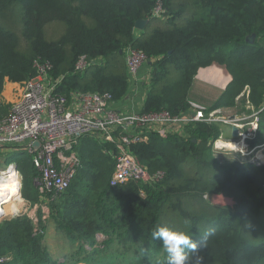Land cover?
Masks as SVG:
<instances>
[{"label": "trees", "instance_id": "1", "mask_svg": "<svg viewBox=\"0 0 264 264\" xmlns=\"http://www.w3.org/2000/svg\"><path fill=\"white\" fill-rule=\"evenodd\" d=\"M139 19L148 20L143 30L135 27ZM128 48L147 57L141 113L185 111L198 68L212 63L225 66L232 79L209 108L233 105L246 85L255 108L264 99V0H0V119L9 108L2 102L5 80L35 76L34 60L51 64L49 77L61 79L58 93L107 94L123 111L117 104L134 79ZM81 56L87 65L76 69ZM260 118L257 141L264 110ZM220 129L192 122L184 136L149 131L129 150L161 177L117 185H110L115 144L81 137L76 174L53 198L34 184L38 170L27 153L16 161L20 191L33 204L42 197L48 216L38 207L36 223L26 214L0 221V264H167L162 239L152 236L160 224L195 243V250L185 249L187 264H264V161L213 152ZM219 193L234 204L204 198ZM50 226L62 240L61 258L45 241Z\"/></svg>", "mask_w": 264, "mask_h": 264}, {"label": "built area", "instance_id": "2", "mask_svg": "<svg viewBox=\"0 0 264 264\" xmlns=\"http://www.w3.org/2000/svg\"><path fill=\"white\" fill-rule=\"evenodd\" d=\"M160 11L158 5L153 16H158ZM146 61L142 51L127 49L126 64L131 76H135ZM33 64L36 75L18 83L19 93L0 119V154L23 150L31 155L38 170L34 184L40 192H52V198L65 190L74 178L80 163L74 147L81 137L88 135L101 137L116 146L110 185L160 178L162 173L151 175L132 155L129 146L144 141L149 131H156L161 136L169 133L184 136L186 126L192 122L221 126L218 136L211 141L213 152L233 150L249 161H264V130L262 140L257 141L264 99L258 108H253L247 86L236 97L246 98V111L241 113H231L227 106L208 108L192 101H188L185 111L176 114L167 110L146 113L119 111L107 94L77 91L66 97L58 93L56 90L61 79L49 77L51 64L41 60H34ZM86 65L85 57L81 56L75 68L82 69ZM233 127L237 128L235 136L231 135ZM36 141L39 146L34 148ZM228 141L232 146H225ZM6 166L0 168V180L5 178L3 169ZM12 167L15 172L14 191L20 194L21 178L18 177L16 163L13 162Z\"/></svg>", "mask_w": 264, "mask_h": 264}, {"label": "rangeland", "instance_id": "3", "mask_svg": "<svg viewBox=\"0 0 264 264\" xmlns=\"http://www.w3.org/2000/svg\"><path fill=\"white\" fill-rule=\"evenodd\" d=\"M147 30H149V28ZM50 35L53 36V33L51 31H50ZM231 79L232 77L230 73L227 71L226 67L223 65L212 63L205 67H199L194 76L193 84L189 92V101L196 102L198 104L204 105L209 108L212 102L221 94L220 92L224 90V88L228 85ZM13 85L15 89L13 88L12 92L15 93L17 96L19 91L16 88V84L13 83ZM242 91L239 94H241ZM245 102H246V98L238 97L237 99H235L233 105L227 106V109L230 110L231 113H234V112L241 113L242 111H246L245 106H244ZM252 107L254 108V106ZM229 151H233V150H229ZM27 155H28L27 152L23 150L9 153L6 155L0 154V168H2L3 166H6L9 160H12L11 162L16 163L17 160L27 158ZM245 160H247V158H245ZM16 170L18 171V177L21 178L20 172L17 169V167H16ZM17 193H18L19 199L16 201L13 200L14 201L13 211L10 212L9 214H5L4 215L5 218L14 217L19 214H26L28 217L32 218L33 221L36 223L38 220V216L36 213L38 207H39L38 210L42 214L41 216L42 218H46L48 216V208H47V205L42 203V201L44 200L42 197H40V200H39L40 203L33 204L22 196L21 191H20V194L19 192ZM204 198L208 200L209 202L219 205V206L234 204V200L232 198L224 196L221 193L205 194ZM3 219L4 217L1 218L0 221H2ZM45 235H46L45 241L49 245V250L53 254V257L61 258V252L63 251L62 240L57 237V235L55 234L51 226L47 229ZM99 238L101 239L102 237L99 236ZM64 250H67L66 247Z\"/></svg>", "mask_w": 264, "mask_h": 264}, {"label": "crops", "instance_id": "4", "mask_svg": "<svg viewBox=\"0 0 264 264\" xmlns=\"http://www.w3.org/2000/svg\"><path fill=\"white\" fill-rule=\"evenodd\" d=\"M146 26V25H145ZM147 71L148 67L144 65L134 76V79L130 83V91L124 97L123 100L119 101L117 106L124 111H139L144 102V97L147 91ZM16 84V88L18 89V83L9 82L5 80L2 90V102L9 103L16 98V94L12 92ZM221 93V92H220Z\"/></svg>", "mask_w": 264, "mask_h": 264}, {"label": "clouds", "instance_id": "5", "mask_svg": "<svg viewBox=\"0 0 264 264\" xmlns=\"http://www.w3.org/2000/svg\"><path fill=\"white\" fill-rule=\"evenodd\" d=\"M153 237H159L168 253L167 264H187L188 256L185 249L195 250L196 245L190 237L181 231L170 229L166 225H157L152 231Z\"/></svg>", "mask_w": 264, "mask_h": 264}, {"label": "bare ground", "instance_id": "6", "mask_svg": "<svg viewBox=\"0 0 264 264\" xmlns=\"http://www.w3.org/2000/svg\"><path fill=\"white\" fill-rule=\"evenodd\" d=\"M229 142L231 141H228L225 146H232L231 143L228 145ZM258 156L262 158L261 155ZM8 165L9 164L5 167V170L3 169L4 172H6L5 178L0 182V216L12 212L14 201L19 199L18 193L14 191L15 172H13V162H11L9 166Z\"/></svg>", "mask_w": 264, "mask_h": 264}, {"label": "water", "instance_id": "7", "mask_svg": "<svg viewBox=\"0 0 264 264\" xmlns=\"http://www.w3.org/2000/svg\"><path fill=\"white\" fill-rule=\"evenodd\" d=\"M148 23V20L147 19H139V20H137L136 22H135V27L138 29V30H143V28L145 27V25ZM253 39H254V34H251L250 36H248L247 38H246V41L247 42H252L253 41ZM237 134V128H235V127H233L232 128V131H231V135L232 136H235ZM33 146H34V148H37L38 146H39V142H34L33 143ZM253 162H255V161H253ZM262 161H257L256 163L257 164H259V163H261ZM5 218V216H2V218Z\"/></svg>", "mask_w": 264, "mask_h": 264}]
</instances>
